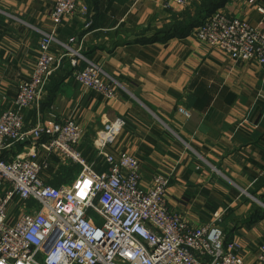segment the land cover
Returning <instances> with one entry per match:
<instances>
[{
  "label": "crops",
  "instance_id": "crops-1",
  "mask_svg": "<svg viewBox=\"0 0 264 264\" xmlns=\"http://www.w3.org/2000/svg\"><path fill=\"white\" fill-rule=\"evenodd\" d=\"M54 1L0 0V113L33 70L38 41L53 27ZM201 1L182 8L170 0H80L76 15L57 28V61L39 109L23 111L24 129L72 119L84 132L78 150L101 173L107 166L94 141L122 120L106 152L136 157L145 188L156 174L169 175L167 207L192 228L219 217L225 239L239 242L244 264H258L264 246V75L255 63L233 62L192 37ZM219 9L264 32V0H226ZM74 58L78 67H97L115 97L79 86L72 78ZM44 141L25 139L0 157H32L47 166L45 184L72 185L76 178L65 183L58 176L81 167L45 151Z\"/></svg>",
  "mask_w": 264,
  "mask_h": 264
},
{
  "label": "built area",
  "instance_id": "built-area-1",
  "mask_svg": "<svg viewBox=\"0 0 264 264\" xmlns=\"http://www.w3.org/2000/svg\"><path fill=\"white\" fill-rule=\"evenodd\" d=\"M170 1L182 8L194 2ZM79 3L54 1L53 27L38 41L33 70L18 87L12 105L0 113V153L25 139L44 138L45 151L81 170L72 185L57 188L42 180L45 163L32 157H0V264H244L239 242L225 239L217 225L219 217L192 228L167 207L169 175L156 174L145 188L136 157L106 152L123 127L122 120L94 141L107 166L101 173L78 150L84 132L72 119L24 129L23 111L39 109L57 61L53 54L57 28L76 15ZM191 35L233 62L255 63L264 75V32L246 21L217 9ZM71 52L81 58L78 50ZM76 61H71L72 78L79 86L107 100L115 97L112 84L97 67L88 63L81 68ZM179 112L189 117L183 109ZM257 263L264 264V246L258 250Z\"/></svg>",
  "mask_w": 264,
  "mask_h": 264
},
{
  "label": "trees",
  "instance_id": "trees-1",
  "mask_svg": "<svg viewBox=\"0 0 264 264\" xmlns=\"http://www.w3.org/2000/svg\"><path fill=\"white\" fill-rule=\"evenodd\" d=\"M225 1L226 0H202L199 5L200 7L196 11V20L192 23V28L195 29L198 27L207 16L221 8Z\"/></svg>",
  "mask_w": 264,
  "mask_h": 264
},
{
  "label": "rangeland",
  "instance_id": "rangeland-1",
  "mask_svg": "<svg viewBox=\"0 0 264 264\" xmlns=\"http://www.w3.org/2000/svg\"><path fill=\"white\" fill-rule=\"evenodd\" d=\"M78 172L79 169H77V166H73L67 173L60 174L58 179H61L65 183H70L76 178Z\"/></svg>",
  "mask_w": 264,
  "mask_h": 264
}]
</instances>
